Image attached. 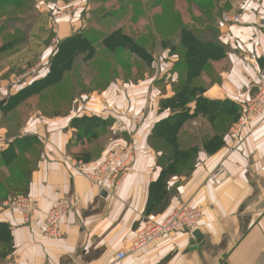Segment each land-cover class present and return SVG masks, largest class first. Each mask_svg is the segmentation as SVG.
<instances>
[{
	"label": "crops",
	"instance_id": "0c3cea01",
	"mask_svg": "<svg viewBox=\"0 0 264 264\" xmlns=\"http://www.w3.org/2000/svg\"><path fill=\"white\" fill-rule=\"evenodd\" d=\"M224 2L225 13L242 19L219 22L228 55L216 64L221 83L205 96L232 101L244 114L264 79V0ZM9 5L0 2V9ZM28 5L30 14H38L29 33L20 27L24 17L3 22L6 15L0 13V95L11 97L0 110V152L25 139L40 143V151L26 195L0 205V223L11 228L12 242L0 264H264V115L252 116L240 135L229 132L221 151L199 153L188 181L169 182L177 191L169 207L147 217L150 185L161 174L149 137L171 115L161 102L174 94L178 76L171 71L179 58L162 48L153 55L152 72L137 82L117 78L103 91L79 94L63 116H44L39 109L15 127L11 113L18 115L24 102L14 98L48 77L60 45L85 32L93 15L92 0L14 1L18 11ZM127 144L136 159L115 189L100 192L76 168L83 158L92 169ZM21 197L35 205L31 214L11 205ZM65 202L73 207L60 221L61 239H49L47 215ZM184 208L199 210L194 230L204 235L203 245L194 250L193 233H176L131 252L147 222H163ZM121 252L124 260L118 259Z\"/></svg>",
	"mask_w": 264,
	"mask_h": 264
},
{
	"label": "trees",
	"instance_id": "16d2710c",
	"mask_svg": "<svg viewBox=\"0 0 264 264\" xmlns=\"http://www.w3.org/2000/svg\"><path fill=\"white\" fill-rule=\"evenodd\" d=\"M5 1L11 4L15 0ZM118 10L121 12L117 15H109L106 23L112 24L124 19L126 10L121 7ZM104 24L101 23L102 26ZM191 24L193 26L190 28L184 26L180 29L177 45H170V41L162 40V47L179 58L171 71L178 76V81L173 85V96L161 102V109H169L171 115L156 124L149 137V146L158 156L157 164L161 174L159 179L150 185L145 211L147 217L157 216L169 207L171 200L177 196L176 190L169 189V182L174 177L188 181L197 167L199 153L213 155L225 147V137L240 121L243 113L241 106L232 101L211 100L205 96L212 86L221 83V73L217 70L216 64L225 61L228 50L219 41V25L215 31L216 35H212L213 31L206 30L207 27H204L199 20H192ZM153 27L154 23L153 26L150 24L142 29L143 32H149V36L145 35V37L148 36L152 41L155 40V35L151 33ZM84 35L83 32L60 45L58 53L51 62L48 77L15 97L16 104L37 97L53 87L70 89L74 84L66 82L68 75L65 77V74L75 67V62L80 56L84 63L91 61L96 55V48L100 50L103 47L117 58L126 52L141 55L149 65L153 61L150 50L148 52L139 44L142 36L137 35L134 38L135 35L125 34L124 26L98 36L95 40L87 39ZM106 60L105 65H109L111 60L108 58ZM122 63L123 61L115 59V68ZM69 77L72 81L76 79L74 76ZM207 80L210 83H207ZM90 85L93 87L94 83ZM192 104L195 105L194 111L190 107ZM37 144L40 146V143ZM16 150L17 148L12 149L9 146L8 149L0 152V168L1 166L7 168L12 161L22 156L23 150L19 152ZM28 184L23 195L27 193ZM10 198L12 196L8 183L0 180V205ZM0 248H2L0 261H3L12 251V242L11 228L2 223H0Z\"/></svg>",
	"mask_w": 264,
	"mask_h": 264
},
{
	"label": "rangeland",
	"instance_id": "374dc122",
	"mask_svg": "<svg viewBox=\"0 0 264 264\" xmlns=\"http://www.w3.org/2000/svg\"><path fill=\"white\" fill-rule=\"evenodd\" d=\"M92 1L93 15L89 18V28L84 32V36L87 39L95 40L98 36L100 37L103 34H107L124 26L125 34L135 35L134 38H136L137 35L142 36V38L139 39V44L145 47L148 52L150 50L151 55H155L162 50V40L170 41V45H177L180 29L184 26H188L189 28L192 27V20H199L204 27H207L206 30L211 29V31H213L212 35H216L215 31L217 30V26L219 22L222 21L223 15L226 14L225 11L227 9L224 2L225 0ZM0 2L4 5L9 4L5 0H0ZM157 5H159V7H156ZM28 6L18 11L14 9L13 1L8 9L5 10L1 8L0 13L6 15L3 22H7L8 19L13 21L24 17V21L21 22L23 24H21L20 27L28 33L31 32V28L35 20H37L38 14H30L32 7ZM119 7L126 10L124 19L112 24L106 23L109 15H117V13L121 12V10H118ZM101 23H105L104 26H102ZM153 23L154 27L151 33L155 35V40H153L154 43L148 38L149 32H143L142 30L147 25L149 26L151 24L153 26ZM15 26H17V24ZM145 35L148 36L145 37ZM98 49L96 48V55L91 61L84 63L82 61V56H80L75 62V67L69 71L68 74H65V77L68 75L66 82L73 83L74 86L70 89H66L65 87H53L50 90L40 93L39 96L25 101L21 105L22 110L20 109L18 115L16 111L11 113V123L14 124L15 127L19 126L22 122L28 120L31 114L39 109L44 116L53 117L55 116L54 114H60L61 116L65 115L70 110L73 100L79 94L88 93V90L101 91L100 89L107 88L117 78L137 82L139 79L143 78L145 74L152 72L153 61H151L149 65V62H145V59H143L141 55L137 56L132 53L124 52L117 58L115 55L105 51L103 47H101L100 50ZM107 58L111 60L109 65H105ZM115 59L123 61L122 65L118 68H115ZM69 76H74L76 79L72 81ZM90 83H94V85H92L93 87H91ZM207 83H210V81L207 80ZM160 86L162 89L165 86L163 80ZM9 146L12 149L17 148L16 151L18 152L23 150L22 156L12 161L7 168L5 166H1L0 168V180L8 183L10 195L12 196L10 200H13L23 195L22 193L26 191L27 184L29 183V175L34 168L40 147L35 140L16 141Z\"/></svg>",
	"mask_w": 264,
	"mask_h": 264
},
{
	"label": "built area",
	"instance_id": "2783aa9c",
	"mask_svg": "<svg viewBox=\"0 0 264 264\" xmlns=\"http://www.w3.org/2000/svg\"><path fill=\"white\" fill-rule=\"evenodd\" d=\"M241 15L224 14L222 21L224 23H241ZM256 114L264 115V79L260 84V89L256 99L250 103L248 109L243 114L240 121L232 129L230 135H240L242 129L247 126L250 118ZM136 159L133 145L127 144L119 146L110 151L102 162L94 168H90L85 161H77L76 168L79 169L92 187L100 189V192L117 188L130 169L133 167ZM213 176V179H216ZM11 205L16 209H21L27 214H31L35 205L26 197L18 198L12 201ZM70 202L62 203L52 208L46 218L45 235L52 240H60L61 233L59 229L60 221L72 209ZM200 218V212L196 209H182L173 213L163 222H147L145 228L141 231L138 239L131 248V252L137 253L149 245L160 241L161 239L176 233L192 234ZM127 254L121 252L118 254L119 260H124Z\"/></svg>",
	"mask_w": 264,
	"mask_h": 264
},
{
	"label": "water",
	"instance_id": "95a60500",
	"mask_svg": "<svg viewBox=\"0 0 264 264\" xmlns=\"http://www.w3.org/2000/svg\"><path fill=\"white\" fill-rule=\"evenodd\" d=\"M10 95L6 96V97H2L0 95V110L4 109L9 101H10ZM192 241H191V247L196 250L199 246L203 245L205 237L204 235L201 233V231L199 229L194 230L193 234H192Z\"/></svg>",
	"mask_w": 264,
	"mask_h": 264
}]
</instances>
